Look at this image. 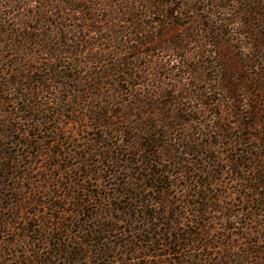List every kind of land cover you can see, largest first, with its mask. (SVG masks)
Instances as JSON below:
<instances>
[{
  "label": "rangeland",
  "instance_id": "rangeland-1",
  "mask_svg": "<svg viewBox=\"0 0 264 264\" xmlns=\"http://www.w3.org/2000/svg\"><path fill=\"white\" fill-rule=\"evenodd\" d=\"M262 192L264 0H0V264L264 257Z\"/></svg>",
  "mask_w": 264,
  "mask_h": 264
},
{
  "label": "trees",
  "instance_id": "trees-1",
  "mask_svg": "<svg viewBox=\"0 0 264 264\" xmlns=\"http://www.w3.org/2000/svg\"><path fill=\"white\" fill-rule=\"evenodd\" d=\"M257 194H259L260 198L263 199L262 204H264V192L257 193ZM206 239L207 238H206L205 233L202 232V241L206 240ZM181 240H182V238L178 239V248H180V246L182 244ZM189 240H191V242L195 243L197 240H199V238L192 237ZM209 245H211V243H209V244L203 243L202 244L203 247H209ZM251 245H253V244H251ZM176 250L177 249H175V247L171 248V244H170V252L175 254L177 252ZM249 251H250V253L247 252L245 256H242V255L235 256L236 259L235 258L231 259V255L226 256V257L224 256L225 258H223V259H225V261L222 260V258L212 256V254L208 253V254H206V259L209 258L208 264H264V257L261 254H259L258 252L256 254L251 249H249ZM186 262L187 261L185 260V258H182L177 263L174 261H171V263H169V264H186ZM39 263L45 264V262H43V261H40Z\"/></svg>",
  "mask_w": 264,
  "mask_h": 264
}]
</instances>
